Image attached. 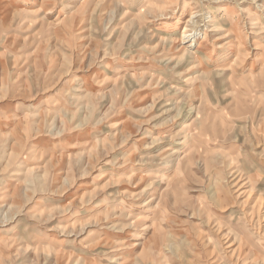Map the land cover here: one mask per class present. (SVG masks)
I'll list each match as a JSON object with an SVG mask.
<instances>
[{"label":"rangeland","instance_id":"1","mask_svg":"<svg viewBox=\"0 0 264 264\" xmlns=\"http://www.w3.org/2000/svg\"><path fill=\"white\" fill-rule=\"evenodd\" d=\"M68 1L0 0V264H264V0Z\"/></svg>","mask_w":264,"mask_h":264},{"label":"bare ground","instance_id":"2","mask_svg":"<svg viewBox=\"0 0 264 264\" xmlns=\"http://www.w3.org/2000/svg\"><path fill=\"white\" fill-rule=\"evenodd\" d=\"M143 2L146 3V5H148V6H151V5L154 6L155 4L156 5L161 4L160 0H144ZM223 11H225V12L222 15L221 14L217 15L216 13L207 12L209 19H208V21H206V23H208V24H206V26L209 25L211 27V30L216 32V34L211 37L212 38L211 39L212 40L211 41L212 46L210 47V50L208 51V53L202 54L199 57L198 64L200 66H202V65L204 67H213V66L216 67V66H218V68H222V66L225 65L227 63V61H229V60L232 59L233 61H236V57L240 53L239 44H235L236 41H234L232 39H228V38H230V36H233L234 34H235L236 39H237V37H239L236 27H233V26H235V22H236L234 12L230 8H224ZM194 16H195V14H194V12H192L190 14V18L188 21H192V26L194 28V31L197 32L198 28H199V25H198L199 21L197 19H194ZM204 26H205V24H204ZM217 32L218 33H222V32L224 33V36L221 37V39L222 38L228 39L227 43L222 44V45L219 44L218 40H220V38L218 37ZM206 35L207 34L205 32H203V34L201 36L202 40L199 42V45H201L202 42L206 39V37H207ZM187 36H188V34H186V30L183 29L179 40H181V42H182V39H184ZM196 36H197V33L194 32L191 39L194 41L196 39ZM216 42H218V43H216ZM212 51H214L216 54L215 58H212V56H211Z\"/></svg>","mask_w":264,"mask_h":264}]
</instances>
